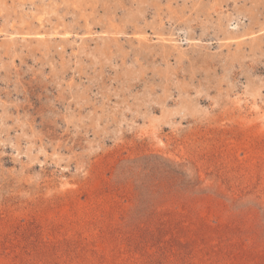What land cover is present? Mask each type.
<instances>
[{
  "label": "rangeland",
  "instance_id": "obj_1",
  "mask_svg": "<svg viewBox=\"0 0 264 264\" xmlns=\"http://www.w3.org/2000/svg\"><path fill=\"white\" fill-rule=\"evenodd\" d=\"M0 264H264V0H0Z\"/></svg>",
  "mask_w": 264,
  "mask_h": 264
}]
</instances>
